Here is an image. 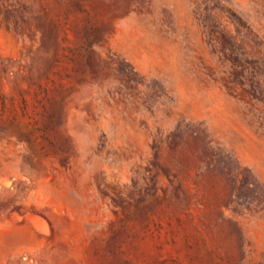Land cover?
Here are the masks:
<instances>
[{"label":"rangeland","instance_id":"obj_1","mask_svg":"<svg viewBox=\"0 0 264 264\" xmlns=\"http://www.w3.org/2000/svg\"><path fill=\"white\" fill-rule=\"evenodd\" d=\"M0 264H264V0H0Z\"/></svg>","mask_w":264,"mask_h":264},{"label":"bare ground","instance_id":"obj_2","mask_svg":"<svg viewBox=\"0 0 264 264\" xmlns=\"http://www.w3.org/2000/svg\"><path fill=\"white\" fill-rule=\"evenodd\" d=\"M21 217V216H20ZM19 218V217H18ZM17 218V219H18ZM32 218V217H31ZM20 219V218H19ZM37 221H38V223H40L41 225H44V227H46L47 226V224H46V222L43 220V219H41V218H38V217H36L35 218ZM39 226V225H38ZM44 227H42V228H44ZM35 228V227H34ZM46 229V228H45ZM39 230V229H38ZM43 230V229H42ZM46 232V231H45Z\"/></svg>","mask_w":264,"mask_h":264}]
</instances>
